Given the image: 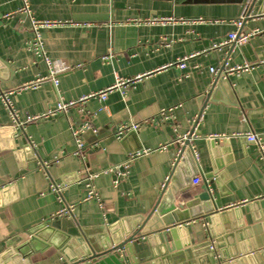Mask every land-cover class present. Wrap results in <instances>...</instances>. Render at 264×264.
<instances>
[{
    "label": "crops",
    "instance_id": "1",
    "mask_svg": "<svg viewBox=\"0 0 264 264\" xmlns=\"http://www.w3.org/2000/svg\"><path fill=\"white\" fill-rule=\"evenodd\" d=\"M29 2L35 19L58 24L39 29L37 50L22 14L0 18V255L10 240L23 242L29 229L56 218L80 240L62 250L51 245L34 252L22 264L79 261L76 251L85 246L97 256L81 264H131L133 254L139 264H164L170 256L178 257L168 264H264V159L254 144L231 135L252 131L264 142V0ZM20 6L19 0H0V16ZM244 15L239 28L234 21ZM235 31L250 33L246 43L213 47ZM224 61L251 66L214 76L210 68ZM61 65L65 69L58 70ZM134 77L140 78L114 88L103 101L92 97L66 114L26 121L59 99L75 101L117 78ZM216 78L225 86L215 85ZM85 122V149L76 155L72 130ZM128 125L116 137V129ZM191 132L194 137L177 142ZM214 134L231 137L207 138ZM183 145L189 157L173 166ZM134 152L140 155L125 170L118 167ZM112 166L121 174L104 172ZM180 167L179 186L174 176ZM84 172L98 173L92 185L99 200H84ZM198 176L201 182L193 185ZM163 182L178 187L173 205L182 204L180 217H187L177 237L182 249L166 252L160 237L163 248L156 246L153 259L141 238L131 251L113 250L114 222L124 219L129 226L131 218L146 216ZM50 184L62 185L61 198L74 207L72 215H58L61 204ZM203 193L208 201L199 199Z\"/></svg>",
    "mask_w": 264,
    "mask_h": 264
},
{
    "label": "water",
    "instance_id": "2",
    "mask_svg": "<svg viewBox=\"0 0 264 264\" xmlns=\"http://www.w3.org/2000/svg\"><path fill=\"white\" fill-rule=\"evenodd\" d=\"M219 85L224 87V83L221 82L218 78H216L215 85ZM187 144V142L185 143ZM185 145L180 148V157L182 156V161L188 159L189 154L184 151ZM182 168H178V171L175 172L174 178H176L177 185H181L178 180V176L180 175V170ZM178 192V187L171 185L170 187L164 186L162 190L161 196L156 203V206L146 215V216H136L131 218L132 222L129 226L126 224V220L120 219L119 221L114 222L115 224L111 227V231H114L115 228L116 233L118 235V242L112 248L120 249L124 248L128 251L132 250L133 241H140L139 239L146 240V244L149 247L150 253L148 254V259H153L158 256L156 254L155 249L156 246L163 248L161 245V239L164 240V250L166 252L172 253L176 251H180L182 249L183 244L177 242V237L184 230L183 226L180 223L183 219H181L180 210L182 209V204L177 208L173 205L174 196ZM199 199L202 201H208L209 195L207 193H203L199 196ZM205 208L207 211L211 210L210 205H206ZM168 212L172 214L169 217H165L164 215ZM195 213V212H193ZM164 218H161L163 217ZM175 218V220H173ZM177 218V220H176ZM244 223H241L242 225ZM262 227L264 228V222H262ZM27 239L23 242H17L20 238L10 240L8 244V249H6L0 255V264H22L25 260H27L28 256L37 251H44L45 248L49 246H54L55 248L62 250L67 242H78L80 238L71 237L69 233H67L66 227L64 225H60L58 219L54 218L48 222H44L40 225H37L27 232ZM174 239L175 243H170V239ZM20 241V240H19ZM17 242V243H16ZM186 243V242H185ZM188 244H185V246ZM211 243H207L206 247L210 248ZM91 249L94 253H92ZM78 258L69 257L68 264H81L83 263L84 258L96 257L95 249L93 247L89 248V246H85L77 249ZM165 252V253H166ZM161 253V252H160ZM77 256V257H78ZM176 257L178 256H170L166 257L163 262L164 264H168L171 261H176ZM138 257L135 254L131 256V264H139ZM245 261V260H243ZM242 262H240L241 264ZM246 263V262H245ZM235 264V263H232Z\"/></svg>",
    "mask_w": 264,
    "mask_h": 264
},
{
    "label": "built area",
    "instance_id": "3",
    "mask_svg": "<svg viewBox=\"0 0 264 264\" xmlns=\"http://www.w3.org/2000/svg\"><path fill=\"white\" fill-rule=\"evenodd\" d=\"M20 3H21V6L18 8V10L14 11V12H10V13H6L2 16H0V18H9V17H12L14 16L16 13L18 14H22L23 15V19L25 20H28L29 21V25H30V28L31 30L34 32V37H36L34 39V42H33V47L37 50H40L41 48V40H40V36H39V29L40 28H46V27H53V26H56L58 24V21L56 22H52V21H49V20H41V19H35L33 14H32V10H31V7H30V2L29 0H19ZM245 15L242 16L239 20H236L234 21V23L240 28L242 26V20L244 19ZM161 21H164L163 19H161ZM250 36V33L248 32H242V31H235V32H230L228 34V38L227 40L223 41V42H220L218 44L214 43L213 44V47H217L219 45H222V44H238V45H242L244 43H246L247 39L249 38ZM195 55V54H194ZM194 55H190V56H185L183 58H181L179 60V62L177 63L178 66L180 67H183L185 66V61L189 58H192L194 57ZM47 60V59H46ZM50 61L47 60V63H49ZM251 65L249 64H244V65H235V66H227V62L224 61L223 64L221 65V67H216V66H212L210 68V72L214 74V76H220V75H227L229 73H241L243 71H246V69H248ZM65 69L64 66H60L58 67V70H63ZM55 75L54 72H51V79H52V82L53 84L55 85L56 84V80L53 78ZM140 77H134V78H126V79H116V81L109 85V87L105 88V89H102V90H99V91H94L92 92L91 94H87V95H84V96H81L79 97L78 99H76L75 101H62L61 99L58 100V102H56L54 105V107L49 110L48 112L46 113H42L41 115H32V116H28L26 121H33V120H39L41 118H47L48 116H51V115H54V114H57L58 112L60 113H67L69 108L75 106V104H81L83 102H85L86 100L88 99H91L92 97H96L98 98L100 101H103L106 99L108 93L113 90L114 88H118V87H126L127 84H129L130 82L138 79ZM44 79V77H41L40 79H38L37 81L35 82H30V83H23L22 86L19 88V89H22L23 88H27V87H30V86H34L36 84H38L40 81H42ZM3 99L6 100V98L4 97V95H2ZM7 102V101H6ZM104 109H107L106 106H103ZM89 126H88V123L85 122L81 128L79 129H73L72 130V137L73 139L75 140V143H76V155H81L83 150L85 149V144L81 138V134L82 132L87 129ZM133 128L136 127V125H132ZM131 128L130 125L128 126H120L116 129L115 131V135L116 137H120L122 136L126 131H128V129ZM193 132L191 133H187L185 135H183V137H180L179 140H177V142L179 144H183L185 139H189L191 138L192 136L194 137V135L192 134ZM231 135L233 136H238V137H241L243 139H245V141L248 143H252L256 146V149L260 155L261 158L264 159V142L261 140V138L258 136V134L252 132V131H248V132H245V133H231ZM231 135H226V134H214V135H210L208 136L207 138L211 139V140H214V138H229L231 137ZM164 146L161 147V149H163ZM192 150V148H191ZM146 151V150H145ZM143 151V152H145ZM178 158L176 159V161L173 163V166L176 165V162L178 161V159L180 158V150H178ZM138 155H140L139 152H134V153H129V156H128V159L122 164V165H119L118 167H122L124 170L126 169L127 167V163L137 157ZM47 162L43 161L41 163L42 166H46ZM116 166H112L111 168L105 170L104 172H108V171H118V169L115 168ZM85 173V177L83 178V180L86 181V187H87V195L86 197L84 198V200L86 201H89L91 199H97L99 200V195H98V192L97 190L94 189L93 185H92V179L98 174V173H87V172H84ZM119 174H121V172H119ZM125 174V173H123ZM201 182V178L198 176L196 178H194L192 180V184L193 185H198V183ZM165 186V183L163 182V184L161 185L162 188H164ZM61 187L62 185L61 184H50L49 185V190L54 192L56 195H57V199L59 201V203L61 204V209L59 210L58 212V215H61V214H68V215H72V212L74 210V207L72 205H66V204H63V200L61 198ZM210 248H212L210 246Z\"/></svg>",
    "mask_w": 264,
    "mask_h": 264
}]
</instances>
